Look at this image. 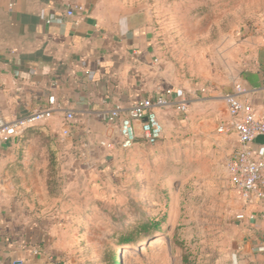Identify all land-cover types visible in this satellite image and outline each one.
Returning <instances> with one entry per match:
<instances>
[{
	"label": "rangeland",
	"instance_id": "374dc122",
	"mask_svg": "<svg viewBox=\"0 0 264 264\" xmlns=\"http://www.w3.org/2000/svg\"><path fill=\"white\" fill-rule=\"evenodd\" d=\"M134 1L187 112L160 109L162 138L130 150L119 135L65 137L46 124L24 135L3 172L29 228L23 264H124L127 253L130 264H264V253L244 252L246 201L227 173L231 135L218 132L223 97L264 35V0ZM153 222L159 231L143 229ZM128 237L135 242L121 241Z\"/></svg>",
	"mask_w": 264,
	"mask_h": 264
},
{
	"label": "crops",
	"instance_id": "0c3cea01",
	"mask_svg": "<svg viewBox=\"0 0 264 264\" xmlns=\"http://www.w3.org/2000/svg\"><path fill=\"white\" fill-rule=\"evenodd\" d=\"M73 5L83 11L68 17ZM147 16L134 0H0V115L10 120L25 117L55 96L75 114L70 135L109 142L119 135L118 125L106 124L102 115L115 105L129 108L168 89L183 97L159 67ZM236 84L250 90L246 99L264 119V35L256 39L252 62ZM167 113L158 110L163 127ZM224 116L222 124L229 120L226 104ZM44 124L61 135L68 128L65 112ZM230 135V147L236 151L240 144ZM20 139L0 148V264H23L30 254L29 228L17 214L15 187L3 179L14 159L10 150ZM263 146V140L253 143L255 150ZM243 213L256 216L244 220L251 229L244 252L262 255L264 201L245 202Z\"/></svg>",
	"mask_w": 264,
	"mask_h": 264
},
{
	"label": "built area",
	"instance_id": "2783aa9c",
	"mask_svg": "<svg viewBox=\"0 0 264 264\" xmlns=\"http://www.w3.org/2000/svg\"><path fill=\"white\" fill-rule=\"evenodd\" d=\"M81 11L83 7L80 5L70 6L67 16L73 17ZM249 93L245 86L236 84L231 92L225 94L223 99L229 120L218 129L221 134H235L240 144V148L231 154L226 168L231 184L246 202H251L253 198L264 201V146L260 150L253 148L254 141L264 136V119L257 116L254 107L247 101ZM174 105L181 113L187 112L188 101L182 96L178 97L173 89H168L155 99H140L129 108L115 105L103 113L102 118L108 125H118L120 147L130 150L140 139L155 145L162 138L164 127L159 120L158 110ZM60 112H65L68 128L63 135L67 137L75 114L65 110L55 96H49L43 108L25 117L10 120L0 115V148L17 141L28 128L44 124ZM102 146L113 149L115 143H102ZM246 218L254 221L256 216L238 215L240 220ZM35 254L38 252L35 251Z\"/></svg>",
	"mask_w": 264,
	"mask_h": 264
},
{
	"label": "trees",
	"instance_id": "16d2710c",
	"mask_svg": "<svg viewBox=\"0 0 264 264\" xmlns=\"http://www.w3.org/2000/svg\"><path fill=\"white\" fill-rule=\"evenodd\" d=\"M42 128L41 127H39V126H34V127H30V128H28L24 133H23V135H22V139H23V137H24V135H26V134H29V133H31L32 131H35V130H41ZM49 140V139H48ZM143 229L145 230V231H154V232H156V231H159L160 230V223L159 222H153V223H146L145 225H143ZM123 243H134L135 241H134V239H132V238H130V237H128V238H125V239H122L121 240ZM116 264H120L119 262H116Z\"/></svg>",
	"mask_w": 264,
	"mask_h": 264
},
{
	"label": "bare ground",
	"instance_id": "6f19581e",
	"mask_svg": "<svg viewBox=\"0 0 264 264\" xmlns=\"http://www.w3.org/2000/svg\"><path fill=\"white\" fill-rule=\"evenodd\" d=\"M124 264H130V254L129 253H127L125 257Z\"/></svg>",
	"mask_w": 264,
	"mask_h": 264
},
{
	"label": "water",
	"instance_id": "95a60500",
	"mask_svg": "<svg viewBox=\"0 0 264 264\" xmlns=\"http://www.w3.org/2000/svg\"><path fill=\"white\" fill-rule=\"evenodd\" d=\"M257 140H263L264 141V136H260L257 138ZM123 261L120 262V264L122 263Z\"/></svg>",
	"mask_w": 264,
	"mask_h": 264
}]
</instances>
